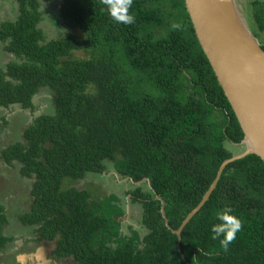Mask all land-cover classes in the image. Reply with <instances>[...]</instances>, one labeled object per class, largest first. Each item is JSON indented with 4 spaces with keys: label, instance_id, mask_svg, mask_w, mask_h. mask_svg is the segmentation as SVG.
Here are the masks:
<instances>
[{
    "label": "trees",
    "instance_id": "obj_1",
    "mask_svg": "<svg viewBox=\"0 0 264 264\" xmlns=\"http://www.w3.org/2000/svg\"><path fill=\"white\" fill-rule=\"evenodd\" d=\"M18 2L16 20H0V43L10 54L0 66V106L32 108L34 95L46 90L53 110L35 116L1 157L19 165L16 181L32 179L29 208L19 217L35 240L55 241L56 257L78 264H264L259 155L227 164L184 227L180 249L157 198L177 229L235 153L226 142L244 137L186 1L133 0L135 21L126 25L109 16L103 0H61L69 30L50 39L38 26L39 0ZM249 9L264 31V0H251ZM108 161L135 182L145 178L146 189L128 191L142 204L143 236L132 226L130 234L122 230L125 209L116 193L93 197L86 188L64 186L105 172ZM225 207L242 224L227 250L211 232ZM8 221L0 202V252L14 239L4 231Z\"/></svg>",
    "mask_w": 264,
    "mask_h": 264
},
{
    "label": "rangeland",
    "instance_id": "obj_2",
    "mask_svg": "<svg viewBox=\"0 0 264 264\" xmlns=\"http://www.w3.org/2000/svg\"><path fill=\"white\" fill-rule=\"evenodd\" d=\"M243 13H246L249 25L254 34L262 42L264 41V31H259L254 22L249 9L251 0H236ZM61 0H39L42 19L39 27L44 30L48 39L65 33L64 27L59 15V6ZM19 13L18 0H0V20H16ZM81 56L83 52L76 51ZM10 58V54L3 50L0 43V66H4ZM34 106L32 108H23L19 104L11 106H0V202L5 205L8 216V223L5 226V233L14 237L6 250L0 252V264H78L73 259L57 261L52 255L55 241L46 242L43 246L42 241L35 240L31 229L20 220V214L25 212L30 205L31 194H29L28 185L31 178L22 177L24 182L17 180L20 176L19 165H10L2 160L1 149L11 144L21 135V130L31 123L35 116L44 112H52L53 103L51 94L46 90H41L33 97ZM226 145L233 151L240 152L245 148L242 143L226 142ZM108 169L103 173H89L84 179L72 182L65 181L64 186L74 184L78 188L88 189L93 197H103L105 194L116 193L122 199L121 204L125 211L123 215V231L130 234V226L139 231L143 236L148 230L142 224L143 207L140 202H132L129 189L136 185H143L147 188L145 180L136 183L129 177L118 174L111 161H108ZM20 186L21 190L15 189V184ZM45 247L42 256L35 249Z\"/></svg>",
    "mask_w": 264,
    "mask_h": 264
},
{
    "label": "water",
    "instance_id": "obj_3",
    "mask_svg": "<svg viewBox=\"0 0 264 264\" xmlns=\"http://www.w3.org/2000/svg\"><path fill=\"white\" fill-rule=\"evenodd\" d=\"M196 35L243 129L245 148L226 158L200 202L173 229L165 211V222L178 235L201 209L215 189L227 164L255 153L264 160V48L236 0H185ZM144 179L136 183L144 181ZM134 181V180H133ZM149 181V179H148Z\"/></svg>",
    "mask_w": 264,
    "mask_h": 264
},
{
    "label": "clouds",
    "instance_id": "obj_4",
    "mask_svg": "<svg viewBox=\"0 0 264 264\" xmlns=\"http://www.w3.org/2000/svg\"><path fill=\"white\" fill-rule=\"evenodd\" d=\"M109 16L118 23L132 24L135 21L133 14L129 12L133 0H103ZM173 28H179V24H173ZM218 223L211 226L212 238L218 239L224 250L236 239L237 232L241 229V220L232 212L230 207H225L216 216Z\"/></svg>",
    "mask_w": 264,
    "mask_h": 264
},
{
    "label": "flooded vegetation",
    "instance_id": "obj_5",
    "mask_svg": "<svg viewBox=\"0 0 264 264\" xmlns=\"http://www.w3.org/2000/svg\"><path fill=\"white\" fill-rule=\"evenodd\" d=\"M42 242H44V243H43V246H45L47 241H42ZM53 248H54V247H53ZM44 249H45V247H41V249L37 248V249H35L34 252H39V253H40V256H42L43 253H44V251H45ZM51 253H52L53 257L55 258V260H57V261H62V260H65V259H66V258H63V259H59V258H57L56 255L54 254L53 250H52ZM67 259H69V258H67Z\"/></svg>",
    "mask_w": 264,
    "mask_h": 264
}]
</instances>
